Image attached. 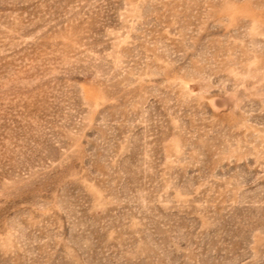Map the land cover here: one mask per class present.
Returning a JSON list of instances; mask_svg holds the SVG:
<instances>
[{"label":"rangeland","instance_id":"1","mask_svg":"<svg viewBox=\"0 0 264 264\" xmlns=\"http://www.w3.org/2000/svg\"><path fill=\"white\" fill-rule=\"evenodd\" d=\"M0 264H264V0H0Z\"/></svg>","mask_w":264,"mask_h":264}]
</instances>
